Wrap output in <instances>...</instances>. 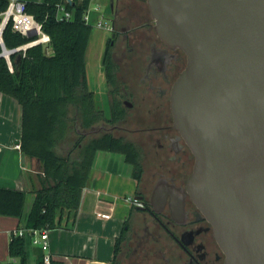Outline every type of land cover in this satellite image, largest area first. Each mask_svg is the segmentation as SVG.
Here are the masks:
<instances>
[{
  "label": "water",
  "instance_id": "water-1",
  "mask_svg": "<svg viewBox=\"0 0 264 264\" xmlns=\"http://www.w3.org/2000/svg\"><path fill=\"white\" fill-rule=\"evenodd\" d=\"M148 4L158 37L187 56L171 102L195 156L187 192L213 224L225 264H264V0ZM1 49L10 55L4 41ZM166 199L157 188L156 213Z\"/></svg>",
  "mask_w": 264,
  "mask_h": 264
},
{
  "label": "trees",
  "instance_id": "trees-1",
  "mask_svg": "<svg viewBox=\"0 0 264 264\" xmlns=\"http://www.w3.org/2000/svg\"><path fill=\"white\" fill-rule=\"evenodd\" d=\"M9 2L0 0V15ZM26 2L28 11L36 16L43 24L44 32L51 37V43L12 53L13 68L6 57L0 56V90L16 98L22 107V151L42 163V187L28 213L26 228L55 229L63 225L64 217L67 223L75 222L82 191L90 180L98 151L123 154L133 166L137 185L143 169L139 150L133 142L111 133L88 136L106 119L114 123L121 119L122 114V108L116 102L112 111L114 117L109 119L89 87L88 54L94 27L86 23L83 16L90 1ZM59 3H64L73 13L72 20L57 19ZM2 38L7 49H14L37 36L22 35L13 29L10 22L3 30ZM112 41L110 38L103 56L105 65L112 58ZM108 79L115 83L109 73ZM63 145L65 148L69 146L65 154L59 152ZM26 200V191L1 187L0 215L22 218ZM125 234L124 231L117 240L115 258ZM9 253L14 260L7 264H27L25 236L12 235ZM38 264H45L43 251ZM50 264L64 262L52 258Z\"/></svg>",
  "mask_w": 264,
  "mask_h": 264
},
{
  "label": "flooded vegetation",
  "instance_id": "flooded-vegetation-1",
  "mask_svg": "<svg viewBox=\"0 0 264 264\" xmlns=\"http://www.w3.org/2000/svg\"><path fill=\"white\" fill-rule=\"evenodd\" d=\"M111 9L114 12L112 58L108 65L102 59L109 111L102 109L112 119L114 104L118 102L122 114L114 123L106 119L88 136L111 133L138 148L143 169L138 196L144 205L132 208L138 215L146 214V220L155 225L156 232H161L165 241L168 239V248L161 251L163 264H225L226 255L216 239L213 224L187 192L195 156L176 129L171 109L172 92L187 66V56L182 49L169 47L158 37L148 0H114ZM108 73L115 83L109 82ZM111 90L114 92L110 93ZM127 135L134 136L136 142ZM147 174L150 185L146 184ZM157 188L167 193L159 213L152 205ZM181 190L183 215L179 214ZM132 217L133 214L114 263L123 243L131 251L128 264H138L140 260L142 239L138 241V237L143 230L137 227V221L131 222Z\"/></svg>",
  "mask_w": 264,
  "mask_h": 264
},
{
  "label": "crops",
  "instance_id": "crops-1",
  "mask_svg": "<svg viewBox=\"0 0 264 264\" xmlns=\"http://www.w3.org/2000/svg\"><path fill=\"white\" fill-rule=\"evenodd\" d=\"M42 2L44 0H24ZM8 60V59H7ZM11 68L12 64L8 60ZM89 70V67H88ZM88 83L89 72H88ZM22 137V107L18 100L0 90V188L23 190L27 193L25 214L22 218L0 215V263L14 260L9 253L11 233L26 228L28 213L41 189L42 163L27 156L20 144ZM102 152V153H101ZM96 153L88 184L83 188L78 215L73 224L64 217L62 226L47 229L50 253L64 264H114L116 243L126 230L132 205L117 199L124 193L137 196L132 165L123 154L101 151ZM116 153V152H115ZM131 166H130V165ZM123 188V190H122ZM121 189L120 191H118ZM141 189V188H139ZM118 191V192H117ZM98 213H109L105 219ZM27 264H38L42 249L27 234Z\"/></svg>",
  "mask_w": 264,
  "mask_h": 264
},
{
  "label": "rangeland",
  "instance_id": "rangeland-1",
  "mask_svg": "<svg viewBox=\"0 0 264 264\" xmlns=\"http://www.w3.org/2000/svg\"><path fill=\"white\" fill-rule=\"evenodd\" d=\"M91 5L93 7L100 5L102 12L106 13L107 15H111V16L114 15L111 9V0H92ZM111 36H112L111 31L95 27L91 36L90 49L88 54V67H89L88 72H89L90 85L91 88L95 91L96 99L99 105L101 106V108L105 109L106 111H109V99L107 94L106 77L102 66V59L108 41L111 38ZM127 138L136 142V138L132 135H127ZM67 149H69V146L65 148V145H63L59 148V152L65 154L67 152ZM100 152L101 150L98 151V153ZM104 153L107 152L104 151ZM113 155H117V152L116 153L114 152ZM91 172H94V170H92ZM146 178H147L146 184L150 185L151 178L149 177L148 174ZM135 185L137 189L138 187L137 182L135 183ZM120 190L121 189H119L118 191ZM134 196H135L134 193H130V194L124 193L123 195L114 198L115 200L117 199L123 200L122 202L126 203L125 202L126 197L130 198ZM126 205L129 204L126 203ZM135 212L131 219L132 220L131 222L137 221V227L143 230L140 232L141 234L138 237V241L142 239L141 240L142 242L139 241L141 243L139 244L141 257H139L140 260L138 264H163L161 251L163 250V248L164 249L168 248L167 246L168 239H166L165 241L166 237L163 236L161 232H156L155 225L150 224L149 223L150 221L148 222V220H146L147 219L146 214L138 215ZM136 241H134L133 243H135ZM128 248L129 246H126V244L123 243L122 251L117 261L114 264H128L131 258V251Z\"/></svg>",
  "mask_w": 264,
  "mask_h": 264
},
{
  "label": "built area",
  "instance_id": "built-area-1",
  "mask_svg": "<svg viewBox=\"0 0 264 264\" xmlns=\"http://www.w3.org/2000/svg\"><path fill=\"white\" fill-rule=\"evenodd\" d=\"M67 2H83L86 0H66ZM90 1L89 8L84 13L83 19L86 23H91L95 28L106 29L108 31H113V16L107 15L101 11L100 5L92 6ZM114 14V12L112 11ZM73 13L69 11L64 3L57 4V19L58 20H72ZM0 47L3 41L2 31L3 28L7 26L8 23H12V27L15 31L21 33L24 36H37L36 39L28 42L27 44L10 49L11 53L26 51L29 47L43 44L49 46L51 43V37L44 32L43 24L37 20L36 16L28 11L27 2L24 0H10L7 9L0 15ZM2 50V49H1ZM5 50V48H4ZM6 51V50H5ZM10 55L6 56L11 62ZM17 148L21 149V145L18 144ZM126 201L130 203L133 207L142 208L144 203L142 199L134 196L127 198ZM99 217L108 219L111 217L109 213H98ZM16 236H26L27 234L32 235V241L35 245H38L45 254V264H50L52 260V255L50 253V235L47 229H27L19 228L14 230L11 235ZM7 264V263H6Z\"/></svg>",
  "mask_w": 264,
  "mask_h": 264
},
{
  "label": "bare ground",
  "instance_id": "bare-ground-1",
  "mask_svg": "<svg viewBox=\"0 0 264 264\" xmlns=\"http://www.w3.org/2000/svg\"><path fill=\"white\" fill-rule=\"evenodd\" d=\"M0 33H1V29H0ZM0 41H1V37H0Z\"/></svg>",
  "mask_w": 264,
  "mask_h": 264
}]
</instances>
